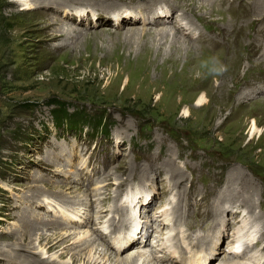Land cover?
<instances>
[{"label":"rangeland","instance_id":"obj_1","mask_svg":"<svg viewBox=\"0 0 264 264\" xmlns=\"http://www.w3.org/2000/svg\"><path fill=\"white\" fill-rule=\"evenodd\" d=\"M108 1L31 0L28 7L23 0H0V264L20 261L17 255L41 233L98 230L95 243L76 253L78 261L72 262L73 251H67L74 239L69 248H60L64 255H53L60 263L83 264L91 248L96 255L117 253V241L109 238L127 225L139 237L126 242L118 252L121 258L135 255L138 246L149 253L162 229L163 246L159 240V251L153 253L163 255L172 238L169 230L174 235L180 229L184 237L173 236L178 245L187 242V234L193 241L215 234L219 253L209 254L205 264H220L229 256L231 238L255 231L254 246L261 245L248 257L258 255L257 263L264 257V35L256 31L257 20L252 37L230 32L237 22L248 29L245 13L254 15L251 5L246 0H187L183 7L177 0L193 17L195 37L202 35L186 38L200 41L195 52H176L169 37L159 42L151 35L146 45L144 36L134 41L132 34L169 30L179 8L170 20L153 25L143 21L147 16L141 11L157 0H113L124 3L118 8ZM131 6L138 17L134 22L101 23ZM255 38L253 46L235 53L239 42ZM157 49L165 55L157 57ZM168 55L172 60H165ZM213 56L226 72L210 70ZM250 88L256 91L253 98H239ZM202 95L206 103L196 105ZM253 120L260 131L250 135ZM235 168L252 177L230 176ZM86 194L94 205L80 206L74 217L72 204ZM165 204L169 216L161 219ZM129 208L146 221L130 219ZM98 211L113 216L114 224L96 219ZM37 220L60 223L32 231ZM247 223L250 229L244 228ZM124 237L122 243L128 240ZM213 242L201 247L211 248ZM36 251V259L53 254ZM189 263L185 254L175 264Z\"/></svg>","mask_w":264,"mask_h":264},{"label":"bare ground","instance_id":"obj_2","mask_svg":"<svg viewBox=\"0 0 264 264\" xmlns=\"http://www.w3.org/2000/svg\"><path fill=\"white\" fill-rule=\"evenodd\" d=\"M31 0H23V2L25 4H27L28 7H31ZM52 2H63L65 0H51ZM85 1V0H84ZM96 3L97 2H100L102 0H94ZM105 1V0H104ZM112 4V6H115L114 8H118L120 5L124 4H120V2H114L113 0H109ZM108 1V2H109ZM150 1V0H149ZM153 1V0H152ZM177 0H157L156 3L152 4V7L149 9L147 7H144V10L141 11L142 14L141 16L144 17L143 18V21H148V22H152L153 25L154 23H161V22H165V21H168L170 19L169 15L171 16L172 12L174 10H176L177 8H181L178 6V4H175L174 2H176ZM182 1V0H181ZM196 1V0H195ZM209 1V4H213V2L215 1H220L222 3H224L225 0H208ZM107 2V3H108ZM151 2V1H150ZM186 2L187 0H183L182 1V5L183 7L186 6ZM194 2V1H193ZM198 2V1H197ZM206 2V1H205ZM246 2H249V4L251 5V9L254 11V17H250V15L248 14V12L245 13L246 15V24L248 27V29L246 31H243L241 28L243 27V25H245L244 23L241 24L239 22H237L236 25H232V29H231V33L233 35H236L238 31H242L245 35H248L250 37H252L250 35V33L252 32V27L255 25L256 23V20L257 21H260L259 22V25L257 26L256 25V29H255V26H254V29L257 31V33H260L264 35V0H246ZM153 3V2H151ZM53 4V3H52ZM145 4V3H144ZM200 4V3H199ZM204 4V3H203ZM54 5V4H53ZM52 5V6H53ZM67 5V4H66ZM222 5V4H221ZM228 5V4H227ZM241 5V4H240ZM57 6H60V5H57ZM64 7L66 6H62L61 10H64ZM183 7L182 9H180L179 11V14L177 15V18L175 19L174 21V25L169 29H161L159 31H156L154 34L152 33H148L149 35H145L144 30H142V32L140 33L141 36H136L135 34H132V39L134 38V41H136L137 39H141L143 36H144V39L143 40V43L146 44L147 39H151V35H153V37L155 38H158L159 42L163 39V38H167L169 37L170 38V41L168 39L167 43H170V46H171V49L173 51H176V52H179L181 51L183 48L187 51V52H195V49H196V46H201L199 45V42L200 41H194L195 43L191 42L190 40H187L186 38L189 36L191 38H200L202 34L199 33V35L197 37H195V34L197 33V26L195 25V23L193 22V17H190V15H187V13L183 10ZM192 7V5H191ZM190 7V8H191ZM223 7V6H222ZM228 7V6H227ZM131 9H128L126 8V10L124 12H121V13H118L115 15V18L113 19V21H109L107 18L102 20V22H109V23H113L114 25H116L117 27H120V25L123 26L124 23L130 21V22H134L136 19H138V17L136 16V10L134 9L135 6H131L130 7ZM196 8V7H195ZM214 8V7H213ZM219 8V7H218ZM205 9V8H204ZM60 10V11H61ZM130 10V11H129ZM178 10V9H177ZM192 10V9H190ZM206 10V9H205ZM244 10V8H243ZM70 11H72V9H70ZM196 11V10H195ZM198 11V9H197ZM211 11V10H210ZM218 12V11H217ZM222 12V11H221ZM82 13V12H81ZM209 13V12H208ZM234 13V12H233ZM125 14L129 15V16H124ZM202 14V13H201ZM205 14V13H204ZM211 14V13H210ZM225 14V13H224ZM87 15V14H86ZM242 15V14H241ZM152 16V17H151ZM243 18V17H242ZM192 19V20H191ZM183 20H186L184 22H186V29H184L185 25L182 24V21ZM225 20V19H224ZM229 20V19H228ZM196 21V20H195ZM237 21V20H236ZM100 22V20H97V23ZM233 22V21H232ZM241 22V21H240ZM226 23V22H225ZM150 24V23H149ZM148 24V25H149ZM251 27V28H249ZM230 28V27H229ZM253 29V30H254ZM66 30V29H65ZM134 29H129V31H132ZM187 30V31H185ZM245 30V29H244ZM69 31V30H68ZM65 34L67 33V30L64 31ZM132 32H135L132 31ZM148 32V31H147ZM71 32H68V34H70ZM74 33L77 34V32L74 31ZM73 32L71 33L72 35L74 34ZM185 33H187L188 35H184ZM74 34V35H76ZM171 35V36H170ZM239 35V34H238ZM128 36V34L126 35ZM131 37V35H129ZM134 36V37H133ZM152 37V38H153ZM229 37V36H228ZM247 37V36H246ZM129 38V37H128ZM147 38V39H146ZM183 38V39H182ZM235 38V37H234ZM130 39V38H129ZM128 39V40H129ZM182 39V40H181ZM131 40V39H130ZM129 40V41H130ZM181 40V41H180ZM246 39H244L245 41ZM251 41L249 42H239V46L235 45V47H239L235 50V53L238 54L240 51H242V49H248L249 47L253 46V42H256L257 41V38H255V40L253 39H250ZM132 41V40H131ZM140 42V41H139ZM152 42V41H151ZM150 42V43H151ZM235 42V41H233ZM203 43V42H202ZM230 43V42H229ZM238 43V42H237ZM236 43V44H237ZM124 44V43H123ZM148 45V44H146ZM234 47V48H235ZM230 48V47H229ZM233 48V49H234ZM143 49V48H142ZM145 49V48H144ZM228 49V48H227ZM162 50V49H161ZM161 50H158L156 51L157 53V57H159V55L161 53H164L162 52ZM205 50V49H204ZM206 50H208L206 48ZM144 51V50H143ZM153 50H151L152 52ZM164 51V50H163ZM215 51V50H214ZM228 51V50H227ZM230 51V50H229ZM252 51V50H251ZM210 52V51H209ZM207 51V53H209ZM150 53V51L147 50V54ZM181 53V52H180ZM211 53V52H210ZM216 53V52H215ZM244 53V52H243ZM253 53V51L250 53V51H248V55L250 56L251 54ZM132 54V53H131ZM193 54V53H192ZM234 54V53H233ZM235 54V55H236ZM165 55V53H164ZM195 55V54H194ZM229 55V54H228ZM227 55V57H228ZM260 55L263 57L264 56V50L261 51ZM90 56V55H89ZM93 56V55H92ZM91 56V57H92ZM144 56V54L142 55ZM175 56V55H174ZM197 56V55H196ZM146 57V56H145ZM145 57H142V58H145ZM154 57V56H153ZM161 57V56H160ZM165 57V56H164ZM193 57V56H192ZM237 57V56H236ZM89 58V57H88ZM141 58V59H142ZM168 58H171L168 56L165 57V60H167ZM190 58V57H189ZM196 58V57H195ZM232 59V58H231ZM144 60V59H143ZM155 60V59H154ZM172 60V58H171ZM178 60V59H177ZM234 60V59H233ZM239 60V59H238ZM135 61V60H134ZM151 61V60H150ZM176 61V60H175ZM141 62V60L139 61ZM145 63V61H143ZM147 62V61H146ZM191 62V61H190ZM198 62V61H197ZM229 62V61H228ZM258 62V61H257ZM136 63V62H135ZM154 63H157L154 61ZM167 63V62H166ZM131 64H133V62H131ZM148 63H146V66H147ZM176 64V62H175ZM143 65V63H142ZM156 65V64H155ZM171 65V64H170ZM256 65V64H255ZM144 66V65H143ZM171 67V66H170ZM169 67V69H170ZM193 67V66H192ZM147 68V67H146ZM145 69V68H143ZM148 69V68H147ZM146 70V69H145ZM176 70V69H175ZM142 71V70H141ZM209 72V71H208ZM190 73V71H189ZM168 76V75H167ZM173 76V75H172ZM200 76V75H199ZM199 78V77H198ZM178 79V78H177ZM189 79V78H188ZM197 79V78H196ZM259 83V82H258ZM257 83V84H258ZM193 85V84H192ZM196 85V84H195ZM223 86V85H222ZM192 87V86H191ZM260 88V86H259ZM263 89H264V85H263ZM258 91H261V89H258L257 88V92ZM255 88H250L247 89V91L243 92L240 94V97L242 100H246V99H250V98H253V94L255 93ZM260 93V92H259ZM256 95V94H255ZM237 98V99H239ZM198 101L196 102V105H203L206 103V96L202 95L199 99H197ZM208 102V101H207ZM187 107V106H186ZM184 113L186 115H188L189 111L188 109L185 108L184 110ZM254 119V118H253ZM260 131L258 125L256 124V121L253 120L251 126H250V135H254L255 133H258ZM262 131V130H261ZM232 175L230 176H236V174L238 175V177H242V178H249V177H252L250 176V174L245 170V169H241V168H235L232 172ZM230 174V173H229ZM237 177V176H236ZM232 178V177H231ZM106 195V194H105ZM107 198H109V195L108 196H105ZM135 197V196H134ZM100 196L97 198L99 199ZM103 196L100 198L102 200ZM96 199V200H97ZM134 199V198H133ZM136 200V197L135 199ZM93 200L91 198H88V195L86 194L85 197H82V198H79L78 201H76L74 204H72L73 207H75L74 211L76 212V215L75 216H78V212L80 213L81 210H79L80 206H81V209L84 208L86 205L89 207L90 206H93ZM104 201V200H103ZM134 202V201H133ZM78 204V205H76ZM121 203H119V206H120ZM85 205V206H84ZM83 206V207H82ZM164 209L163 211L161 212H156L160 215V218L162 219L163 216H169V208L166 206V204L163 206ZM179 207V206H178ZM93 208V207H92ZM175 208V207H174ZM116 210V209H115ZM162 210V209H160ZM129 213L132 215V218L130 219H137L140 223L146 221V217L145 215H142L140 216L139 215V211L138 210H132L129 208ZM90 214V213H89ZM116 214H117V211H116ZM73 217V218H74ZM98 217H101V218H105L107 217L106 219H100L103 223V221L105 220H109V222L113 223L116 221V219L111 216L109 214H105V215H100V212L98 211V214L96 215V219ZM142 217L145 218V220H142ZM123 218V217H122ZM99 219V218H98ZM166 220L169 219V217L165 218ZM172 219V218H171ZM76 220V219H75ZM168 221V220H167ZM38 221L37 220V223L38 225L34 226L32 228V231H36L38 229H42L43 227H47V226H57L60 222L58 223H52L51 221ZM108 222V221H107ZM169 222V221H168ZM124 224V223H123ZM250 223H247V224H244V228H246L247 226ZM167 226V227H170V224L169 223H164V226ZM106 226H110V224H103V227H106ZM159 226V225H158ZM215 226V225H214ZM249 226V225H248ZM92 227V226H91ZM94 227V226H93ZM129 225H127L126 227L124 226V229L122 231V234L120 233L119 235V240L117 239V246H119L115 251H117V253L115 254H108L107 252L105 253H98L97 255L95 254L97 251L95 250L94 252L95 253H92V249L89 251L90 254L87 255V257H84L85 259V262L83 264H161L160 262H167V263H171V264H175L176 262H178V259H181L184 257V255L186 254V256L189 255V264H205V263H208V257L209 254L211 255V257L214 255L216 256L219 252L217 250V247H218V242H219V239L216 237L213 238H209V237H203L201 240L199 239L198 241H196L198 239H195L194 242H196V244H194V242L190 241V240H193L192 238H188L189 234H187V242H182L181 244H177V241L178 240H174L173 236H179V234H174L170 232L169 230V234L170 236L172 237L171 238V242L169 241V244H166V246H164L162 248L164 254H159V255H155L153 252L157 253L159 251V244L160 241L159 240H162L161 243L163 242V238H160L159 239V235L163 233L162 229L159 233H155L154 237L152 238V247L150 248L149 250V253L151 252V254L148 253V249H146L147 247L145 246L144 247H140L138 246L136 248V254L135 255H127L125 257H120L118 256V252L122 251V248L125 247L128 245V243H132V242H136L135 240H137V238L139 237L138 233L136 234V236H134V231H130L129 230ZM166 227V228H167ZM252 226H249V229L251 228ZM164 228V227H163ZM101 229V228H99ZM171 229V228H170ZM113 230V229H112ZM119 230V229H118ZM179 231V230H178ZM177 231V232H178ZM96 232L97 234L99 233L98 230H95V231H92V229L90 230H81L80 232L79 231H74V232H71V229L70 230H66L65 232H62V231H55L51 234H47V233H41L39 236L36 237L37 241H35L36 239H33L31 240L26 248H23L22 250L24 251V254L20 253L19 255H17V257H19L21 260L20 261H17V262H14L13 260H10L11 262L13 261L14 263L16 264H25L23 263V260H25L28 264H40V263H44V264H70V262H63V263H60L58 262L57 260V256L56 257H53L54 254H57L60 250V248H65L67 249L66 247L70 246L69 245V241L70 239H74L73 241V247L70 249L67 250V251H73L72 255H71V260L72 262H76L79 260V256L76 254L78 253L80 255V250L81 249H84V248H89V246H91L92 244H94L95 240L98 238L96 235ZM102 234L105 233V231H101ZM115 230H113V234H115ZM245 232V231H244ZM243 232V233H244ZM255 231H250V233H248L247 235L244 234H237V236L232 239L231 238V241H229V244H228V252H229V256H223V259L222 261H219L220 264H242V263H245L243 260L240 261V259H245L246 260H250L252 262V264H264V257L263 258H259L258 259V262L256 263V259H255V256L256 255H253L250 257H248V251L251 250L252 248H255L254 246V242H255V236L256 234L254 235ZM82 235H79L78 234H81ZM234 233V232H233ZM106 234V233H105ZM112 234V233H111ZM124 234V235H123ZM222 234V233H221ZM221 234L219 235L221 237ZM99 235V234H98ZM100 236V235H99ZM123 236L127 237V241L123 242L122 243V238ZM169 236V237H170ZM234 236V235H233ZM262 236V235H261ZM124 237V238H125ZM117 238V237H116ZM201 238V237H200ZM158 239V241H157ZM257 239V238H256ZM260 239V238H259ZM109 240L111 241V239L109 238ZM174 240V241H173ZM213 243H211V248H206L205 247H201L202 243L203 242H211L213 241ZM146 241H147V238H146ZM112 243H115V240L114 241H111ZM128 242V243H126ZM262 243V242H261ZM217 244V245H216ZM114 245V244H113ZM130 245V244H129ZM207 245V244H205ZM261 245V244H260ZM162 246H163V243H162ZM264 246V245H263ZM34 247V248H32ZM114 247V246H113ZM116 247V246H115ZM124 248V249H125ZM264 248V247H263ZM39 251H42V252H45V253H53L51 254L48 258H45L44 256H41V257H37L36 259V255H38V250ZM145 249V250H143ZM76 250H79V251H76ZM186 250V251H185ZM64 252H66L65 250L63 251H60L58 253V257L64 255ZM261 252V251H260ZM197 254V255H196ZM196 255L195 258L192 259V256ZM84 256V255H83ZM213 256V257H214ZM260 256V255H259ZM258 257V255L256 256ZM111 258V259H110ZM204 258L205 261H203L202 259ZM219 258H221V256H219ZM13 259V258H12ZM36 259V260H35ZM217 261V260H216ZM117 262V263H116ZM13 263V264H14ZM247 263V262H246ZM73 264V263H72ZM163 264V263H162ZM219 264V263H218Z\"/></svg>","mask_w":264,"mask_h":264},{"label":"clouds","instance_id":"obj_3","mask_svg":"<svg viewBox=\"0 0 264 264\" xmlns=\"http://www.w3.org/2000/svg\"><path fill=\"white\" fill-rule=\"evenodd\" d=\"M209 66L210 70L217 75L227 71V66L224 65L217 57L214 56L209 58Z\"/></svg>","mask_w":264,"mask_h":264}]
</instances>
